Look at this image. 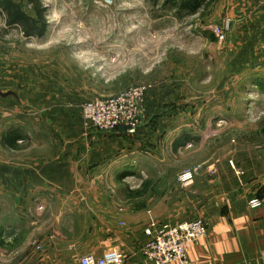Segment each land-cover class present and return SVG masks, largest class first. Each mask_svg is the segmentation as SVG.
<instances>
[{
    "label": "rangeland",
    "instance_id": "1",
    "mask_svg": "<svg viewBox=\"0 0 264 264\" xmlns=\"http://www.w3.org/2000/svg\"><path fill=\"white\" fill-rule=\"evenodd\" d=\"M18 1L24 12L36 15L28 0ZM37 1L47 24L43 38H27L18 26H7L0 4V73L7 76L2 86L17 97L20 127L10 134L5 130L10 119L2 120L8 159L28 156L34 167L67 160V167L85 168L90 162L77 158L88 147L87 130L95 129L85 125L83 105L137 85L148 86L144 123L152 120L162 130L176 125L199 139L194 153L191 146L179 154L172 150L170 158L175 132H160L157 140L170 160L164 177L194 168L199 174L232 141L264 138L257 128L264 124V85L237 81L242 68L229 59L226 39L212 30L222 25L214 19L221 4L208 2L206 10L189 15L180 9L182 0ZM164 177L153 178L146 195L171 187ZM142 180L122 184L136 191L143 189Z\"/></svg>",
    "mask_w": 264,
    "mask_h": 264
},
{
    "label": "crops",
    "instance_id": "2",
    "mask_svg": "<svg viewBox=\"0 0 264 264\" xmlns=\"http://www.w3.org/2000/svg\"><path fill=\"white\" fill-rule=\"evenodd\" d=\"M210 2L221 4L216 22L230 23L223 48L242 68L237 81L264 85V0ZM5 80L0 73V264H81L87 254L101 257L112 250L122 253L123 264H151L142 249L150 240L145 230L152 219L158 225L205 222L207 237L191 246L189 264H264V124L257 127L260 143L232 141L230 150L222 151V157L221 151L213 154L203 163L204 172L201 167L184 185L180 174L164 177L162 169L170 160L157 138L161 131L174 130L170 158L172 150L179 154L191 146L194 153L199 139L176 125L162 130L152 120L138 131L89 128L88 147L77 158L90 162L85 168L67 167V160L34 167L28 156L24 161L4 156L2 120L10 119L5 126L10 134L20 128L17 97L3 89ZM102 164H109V170L103 172ZM163 177L171 187L146 195L152 179ZM141 179L145 190L122 184ZM253 198L262 206L250 208Z\"/></svg>",
    "mask_w": 264,
    "mask_h": 264
},
{
    "label": "built area",
    "instance_id": "3",
    "mask_svg": "<svg viewBox=\"0 0 264 264\" xmlns=\"http://www.w3.org/2000/svg\"><path fill=\"white\" fill-rule=\"evenodd\" d=\"M230 23L215 25L212 30L223 41ZM148 86H133L122 93L108 97L98 98L86 102L82 107L83 120L86 126L93 127L99 132H113L116 130L133 131L144 124L146 120V98ZM199 170H187L179 175L180 184L191 181ZM250 208L262 206L258 198L249 202ZM150 240L142 249L145 259L151 264H189L191 246L207 237L208 229L203 220L183 221L158 225L152 219L145 230ZM39 249V247H38ZM124 257L121 252L112 250L101 257L87 254L81 258V264H123Z\"/></svg>",
    "mask_w": 264,
    "mask_h": 264
},
{
    "label": "trees",
    "instance_id": "4",
    "mask_svg": "<svg viewBox=\"0 0 264 264\" xmlns=\"http://www.w3.org/2000/svg\"><path fill=\"white\" fill-rule=\"evenodd\" d=\"M208 1L210 2L211 0H182L179 4L181 10L187 11L189 15H192L207 5ZM28 3L36 11L34 17L24 12L21 6L13 0H0L4 11L5 23L10 27L18 26L23 36L27 38H41L45 35L47 25L44 19V9H42L41 3L37 0H28Z\"/></svg>",
    "mask_w": 264,
    "mask_h": 264
}]
</instances>
